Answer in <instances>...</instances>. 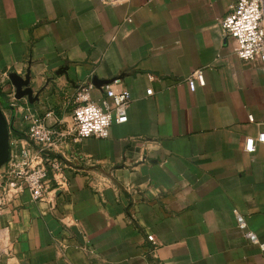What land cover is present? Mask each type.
Instances as JSON below:
<instances>
[{
    "label": "crops",
    "instance_id": "crops-1",
    "mask_svg": "<svg viewBox=\"0 0 264 264\" xmlns=\"http://www.w3.org/2000/svg\"><path fill=\"white\" fill-rule=\"evenodd\" d=\"M234 1L0 0L14 139L29 113L69 127L82 86L93 101L105 85L130 96L108 137L60 145L64 190L3 196L0 264H264L245 235L264 241V143L244 150L264 131V68L220 25ZM196 69L205 82L190 91ZM13 74L31 95L14 97Z\"/></svg>",
    "mask_w": 264,
    "mask_h": 264
},
{
    "label": "built area",
    "instance_id": "built-area-1",
    "mask_svg": "<svg viewBox=\"0 0 264 264\" xmlns=\"http://www.w3.org/2000/svg\"><path fill=\"white\" fill-rule=\"evenodd\" d=\"M220 25L226 34L234 38L235 54L240 60H256L264 68V0H235L230 11L220 19ZM204 82L202 69H196L186 78L190 91H194L196 86H203ZM91 87H80L78 104L72 111L69 127L58 129L55 124H49L46 118L50 113L44 116L26 114L28 127L25 141L19 138L9 141V157L0 167L1 204L3 196L14 198L24 190L29 192L32 199L39 201L46 199L48 190L52 188L64 190L68 186V179L64 173L66 163L62 156H58L63 154L60 145L69 136L75 142L87 137H108L112 123L127 121L130 96L126 89H113L105 85L103 96L93 101L89 97ZM146 92L150 94L151 89ZM256 143H264V131L255 138L247 137L244 150L252 153ZM49 204L53 209L54 201L50 200ZM236 218L238 227L244 229V219L240 215ZM245 235L264 250V241L260 242L254 233L246 231ZM147 238L154 241L152 235Z\"/></svg>",
    "mask_w": 264,
    "mask_h": 264
},
{
    "label": "water",
    "instance_id": "water-1",
    "mask_svg": "<svg viewBox=\"0 0 264 264\" xmlns=\"http://www.w3.org/2000/svg\"><path fill=\"white\" fill-rule=\"evenodd\" d=\"M10 82L15 88L14 97L20 99L25 95H31V88L28 87L29 77L25 79L13 74L9 76ZM96 80V79H95ZM111 80H103L102 84H107ZM95 81H93L94 84ZM96 84V83H95ZM4 99L0 92V167L7 161L10 152V143H9V128L6 121V118L2 111V105Z\"/></svg>",
    "mask_w": 264,
    "mask_h": 264
},
{
    "label": "rangeland",
    "instance_id": "rangeland-1",
    "mask_svg": "<svg viewBox=\"0 0 264 264\" xmlns=\"http://www.w3.org/2000/svg\"><path fill=\"white\" fill-rule=\"evenodd\" d=\"M2 108V107H1ZM15 137L14 136H11V134L9 133V141L10 140H13ZM3 206L2 204L0 203V229L1 231L3 230V225H4V219H3Z\"/></svg>",
    "mask_w": 264,
    "mask_h": 264
}]
</instances>
